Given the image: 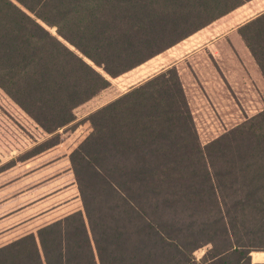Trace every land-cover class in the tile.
Instances as JSON below:
<instances>
[{"label": "trees", "instance_id": "1", "mask_svg": "<svg viewBox=\"0 0 264 264\" xmlns=\"http://www.w3.org/2000/svg\"><path fill=\"white\" fill-rule=\"evenodd\" d=\"M249 1L0 0V90L49 135L0 166V264H191L216 232L228 245L208 261L252 264L232 240L247 215L264 230V110L202 146L168 68L88 114L74 148L52 155L110 79ZM251 30L264 34V14L240 28L264 77ZM69 190L83 211L47 222Z\"/></svg>", "mask_w": 264, "mask_h": 264}, {"label": "rangeland", "instance_id": "2", "mask_svg": "<svg viewBox=\"0 0 264 264\" xmlns=\"http://www.w3.org/2000/svg\"><path fill=\"white\" fill-rule=\"evenodd\" d=\"M261 14H264V0H251L221 17V19L214 21L215 24L202 32H199L196 37L207 39L210 37L207 32L218 28L216 25L222 24L220 31H226L233 27L236 28L243 25ZM226 21H228V23H226ZM49 30L54 33L53 29ZM246 36L247 38H253L256 40L264 38L263 32L259 34V32L254 30L248 31ZM162 54H164V52ZM163 56L157 55L126 74L116 79H110V86L107 89L103 90L98 96L91 99L89 102L78 107L75 110L76 120L59 131L61 144L53 149L52 155L58 151H63L62 153H64L68 152L71 148H74L75 143L81 138L85 131L84 118L87 117L88 114L92 113L103 103L126 92L131 87L140 84L145 79L158 74L159 71L163 69L164 65H169L173 58L167 57V59L164 60ZM245 102H247V97ZM251 106L252 103L248 108H245V111L243 112V121L245 122L264 110V87L259 94L254 96V105L253 107ZM224 129H228L227 131H229L231 128L225 127ZM225 132H219L220 135H218V137ZM48 138L49 135L45 134L0 90V166L28 153L32 148L41 144ZM199 141L202 146L209 143L206 139L200 137ZM69 192L70 190L66 192L61 200L62 203L65 198V201L67 202V204H64L62 207H58V203L62 197L59 198L57 197L58 195L55 197V203L58 205H56L55 209L49 213V216H47V222H54L55 220L63 218L65 215L80 212V210L83 211L81 202L78 204V201H73L74 199L68 195ZM216 218H218V216L214 213L209 215H196V220H198L197 223ZM245 221H248L246 225H240V228L238 227V229L234 231L235 233L232 243L237 246H245L246 248H249L251 250V257L254 264H264V230L255 231L253 226L256 225L257 220H255V218L252 219L250 215L246 216ZM205 239H207L205 235H197L196 242L199 243L205 241ZM210 239L212 242L211 244L202 246L193 252L195 261L191 264H217L216 261H208L214 253L211 248L215 247L217 249H222L228 244L225 242L223 235L218 232L212 233ZM206 252L208 253L203 262L201 258Z\"/></svg>", "mask_w": 264, "mask_h": 264}, {"label": "crops", "instance_id": "3", "mask_svg": "<svg viewBox=\"0 0 264 264\" xmlns=\"http://www.w3.org/2000/svg\"><path fill=\"white\" fill-rule=\"evenodd\" d=\"M213 24L215 22L160 54L164 55V60L173 59L159 71L176 69L198 137L207 142L215 140L221 131H227L225 127L232 129L243 123L245 108L251 103L253 107L254 96L264 87L262 71L240 34L245 24L226 31H220L222 24L216 25L218 28L207 32L209 38L196 37Z\"/></svg>", "mask_w": 264, "mask_h": 264}]
</instances>
